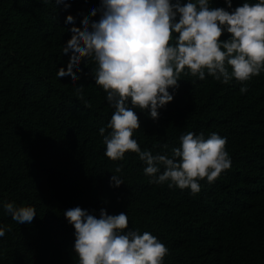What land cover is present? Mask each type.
Listing matches in <instances>:
<instances>
[{"label": "trees", "instance_id": "16d2710c", "mask_svg": "<svg viewBox=\"0 0 264 264\" xmlns=\"http://www.w3.org/2000/svg\"><path fill=\"white\" fill-rule=\"evenodd\" d=\"M244 2L258 0H232L233 9ZM65 3L66 9L55 0H0V264H78L75 229L64 216L76 207L97 218L102 208L124 212L128 230L148 232L168 248L163 264H264V70L229 84L206 70L202 81L182 73L158 121L134 109L141 127L133 139L142 151L171 156L181 135L215 132L226 139L231 160L214 182L200 180L195 195L151 183L137 153L118 161L105 155L99 130L111 131L115 109L95 83V62L82 60L75 84L57 75L67 71L70 29H81L85 18L100 19L91 16L100 0ZM210 6L232 11L225 0ZM68 15L74 25L65 23ZM245 83L248 91L241 93ZM80 85L83 100L76 94ZM112 175L123 181L118 188L110 186ZM5 203L33 207L36 216L19 224Z\"/></svg>", "mask_w": 264, "mask_h": 264}, {"label": "clouds", "instance_id": "9594fccd", "mask_svg": "<svg viewBox=\"0 0 264 264\" xmlns=\"http://www.w3.org/2000/svg\"><path fill=\"white\" fill-rule=\"evenodd\" d=\"M55 3L69 7L65 0ZM225 3L231 12L212 8L210 0H100L99 8L91 12L93 17L100 14L98 21L85 18L81 29H70L71 38L63 48L69 55L67 71L60 68L57 75L75 84L82 60L97 65L92 70L95 83L115 109L107 124L111 131L105 135V128L99 130L107 158L118 161L126 152L137 153L151 183L167 182L169 188L190 189L193 195L201 190L200 180L212 183L231 167L226 139L215 132L207 138L204 133L181 135L180 146L171 150V156L142 151L133 139L134 130L141 127L134 109L147 110L158 121L159 110L173 101L182 73L202 81L206 70L215 80L229 84L233 78L247 82L264 70V0L244 2L234 9L232 0ZM74 20L68 15L65 23L74 25ZM225 33L228 38L222 40ZM173 34H178L174 44ZM240 91H248L246 83ZM76 94L83 100V85ZM121 184L122 179L112 175L110 186ZM4 211L19 224H31L36 216L33 207L13 203H5ZM64 216L75 229L78 264H163L169 252L150 233L128 230L124 212L109 215L102 208L97 218L76 207ZM4 235L5 229L0 228V237Z\"/></svg>", "mask_w": 264, "mask_h": 264}]
</instances>
